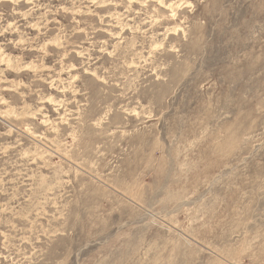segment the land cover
I'll return each instance as SVG.
<instances>
[{"label": "rangeland", "instance_id": "1", "mask_svg": "<svg viewBox=\"0 0 264 264\" xmlns=\"http://www.w3.org/2000/svg\"><path fill=\"white\" fill-rule=\"evenodd\" d=\"M0 264H264V0H0Z\"/></svg>", "mask_w": 264, "mask_h": 264}, {"label": "bare ground", "instance_id": "2", "mask_svg": "<svg viewBox=\"0 0 264 264\" xmlns=\"http://www.w3.org/2000/svg\"><path fill=\"white\" fill-rule=\"evenodd\" d=\"M1 115V114H0Z\"/></svg>", "mask_w": 264, "mask_h": 264}]
</instances>
